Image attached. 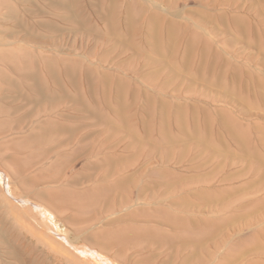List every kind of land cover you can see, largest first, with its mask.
I'll list each match as a JSON object with an SVG mask.
<instances>
[{
    "label": "rangeland",
    "instance_id": "obj_1",
    "mask_svg": "<svg viewBox=\"0 0 264 264\" xmlns=\"http://www.w3.org/2000/svg\"><path fill=\"white\" fill-rule=\"evenodd\" d=\"M51 1L57 4L56 12L50 8ZM72 1V6L82 7L80 26L64 18V5L68 0H7L14 14L6 11L0 14L3 17L0 16V29L5 31L3 41L25 48L32 45L44 46V50H61L59 56L66 61L86 63L83 69L91 75L81 79L97 84L96 92L87 99L79 100L68 90L42 97L47 110H51L55 99L53 113L42 112L23 123L21 131L7 132L6 136L0 134V264H134L138 258H144V263L148 258L147 264H181L187 259L188 264H194L195 256L205 258V264H217L227 250L241 246L243 239L264 229V160L245 158L238 143L233 144L227 135L234 121L244 124L242 129L250 127L254 137L257 136L255 129L264 128V0ZM57 14L60 45L51 43V32L38 26L39 22L53 21ZM22 20L29 25L22 27L18 24ZM84 20H87L85 25ZM105 20L108 24L117 22L119 31L105 25ZM83 26L89 28L88 33ZM156 42H160L159 46L154 44ZM197 58L199 63H213L215 71L209 70L210 74L220 71L224 75L223 81L228 82L222 84L223 89L210 81H200L205 78L202 75L201 79L195 77L188 63ZM119 63L126 64L116 71L110 69ZM226 65L232 66L228 72ZM216 77L220 79L219 72ZM62 83L66 85L65 81ZM165 96L174 98L175 103L164 104ZM32 108L30 105L29 109ZM117 114L122 117V123ZM37 120L77 124L79 133L89 139L73 145L75 150L82 145H96L99 135H108L111 141L104 152L91 151L92 154L74 163L72 159L67 160L65 169H60L59 162H54L56 157L51 155L41 164L45 170L39 177L41 183L32 186L28 180L33 172L16 171L9 157L19 153V166H22L24 156L20 147L26 146L21 145L20 140L38 131ZM0 124V132L7 130L6 124L1 121ZM150 128L154 134L148 135ZM161 132L166 134L167 140ZM212 134L216 138L207 139ZM114 136L117 141L112 140ZM192 145L198 149L187 156L163 158L165 150L187 151ZM133 146L150 154L147 161L135 162V153L129 151ZM203 147L211 150L201 149ZM260 152L264 157V148ZM103 156H113L120 163L135 162L132 166L143 169V174L139 173L143 178L156 183L168 182L167 189L174 192L175 197L189 194L186 205L197 204L194 214L201 212L214 221H222L218 214H234L221 226L227 229L225 243L220 249L210 246L211 240L221 237V231H215L208 244L188 240L166 241V244L160 239L154 252L140 256L114 247L103 250L102 245L91 241L93 234L109 226L119 214L143 207L141 195H136L119 212L104 214L99 223L89 224L82 230H78L79 216L69 218L70 211L60 213L47 207L37 195L55 196V188L74 186L82 190L88 184L92 186L94 180H90L92 183L71 180L84 172L83 166L88 161L101 163ZM164 174L167 176L163 177ZM49 179L54 183H44ZM141 179L137 177L132 181L141 184ZM246 223L252 224L243 230ZM263 238L257 235L256 244H248V247H253L252 251L264 248ZM163 244L169 245L171 251L165 252ZM197 244L209 246V252L215 251L214 257L197 250L193 253L191 249ZM180 245L185 250L182 254L179 252V259L175 260L172 253H177ZM259 254L234 257L240 258L235 264H264V253L261 252L262 257Z\"/></svg>",
    "mask_w": 264,
    "mask_h": 264
},
{
    "label": "bare ground",
    "instance_id": "obj_2",
    "mask_svg": "<svg viewBox=\"0 0 264 264\" xmlns=\"http://www.w3.org/2000/svg\"><path fill=\"white\" fill-rule=\"evenodd\" d=\"M15 2L18 3V1ZM72 3V0H68V2L65 3L64 9L66 17L64 15L63 16L70 22H74L77 26H80L82 20L79 18V15L82 12V7H74L72 6ZM96 6L99 7L98 4ZM50 8L56 12L57 4L55 1H51ZM102 10L105 11L106 6L103 7ZM0 11H2L0 14H14V11L10 8L7 0H0ZM3 11H6V13H3ZM55 12L54 14H56ZM0 16L2 17V15ZM57 16L58 14L53 19L50 18L53 21H43L38 23L39 27L51 32V38L49 36L48 37L50 42H53L54 45L57 43L59 44L57 33L60 31L59 26L56 24V21H58ZM86 21L87 20H84V25L86 24ZM18 24H22V27L29 25L24 20ZM105 25L111 27L116 32L119 31L120 26L117 22L108 24L105 20ZM125 29H129V27H125ZM83 30L86 33L89 32V28L84 27ZM3 33H5V31L2 32L0 29V116L3 117L0 121L3 124H6L9 128L7 127V130L1 131L0 134L5 135L7 132H11L12 134L15 130L21 131L23 129V123L27 122L29 118H36L37 115L42 112L53 113V109L56 107L55 99L53 98L52 100L50 106L51 110H47V105L43 104L42 97L53 95L55 91H73V94L79 100L81 98L87 99L91 97L94 92H96L97 89L95 88L97 87V84L95 85L94 82H84L81 79L91 75L90 71L83 69V67H87L86 63L76 60L68 62L65 58L59 56L61 50L59 51L56 48L48 49L45 47L48 50H44V46L41 48L39 46L31 47L32 45L29 46V48H25L23 46H19L18 44L5 42L2 40L5 35H3ZM6 38L7 37H5V39ZM49 40L48 47L51 44ZM16 41H19L18 37ZM39 43H42L41 45H43V42ZM159 43L160 42H156L154 44L159 46ZM54 45L52 47H54ZM112 52V50L108 51L109 54ZM105 54L103 56H105ZM64 60L67 63H65ZM125 64L126 63H119L110 69L116 71L118 67L122 68ZM181 64L183 65V63ZM188 64H190L189 69L194 73L196 78L201 79V75L205 77L200 81L205 83H209L210 81L212 84H216V86L221 85L219 87L221 89H223L222 84H226L228 82L223 81L224 75L220 71H217L220 74L219 80L216 77L217 72L214 74L209 73V70L211 73L212 71H215L213 63H199L197 58L193 60L192 63ZM199 64L201 65L198 66ZM215 65H218V63H215ZM231 68L232 66H227V72ZM93 69L97 71L96 66H93ZM132 72L136 75V70H133ZM63 81L66 82V85L65 83H62ZM173 99L174 98H168L165 96L163 98V103L173 104L175 103ZM30 105L33 106L32 109H29ZM203 112H206V110ZM117 118L121 123L123 122L120 115ZM236 122H233V126L227 132L229 139L233 142V144L238 143V147L244 154L245 158L252 157L258 161L264 160V157H261L260 152L261 149L264 148V128L255 129L254 131L257 133V136L254 137L250 134L252 132L250 131V127L249 129H242L244 124ZM36 127H38V129H36L38 130L37 132L33 131L20 140L22 143L21 145L26 146V148L24 146H22V148L20 147L21 151L19 150L21 155L23 154L24 156L22 159V166H19L20 163L17 157L19 156V153L17 156L13 155L12 157L11 155V157H9L10 159L12 158V164L16 171L33 172L31 180H28L30 181L29 185L32 186H35L39 182L41 183L39 177L43 172H45V170H42L44 168H42L43 165L41 164L51 155L56 157L54 162H59V168L65 169L67 160L72 159V163H74L78 159L85 158L89 153L92 154L96 151L100 153L104 152L108 142L111 141L108 135H99L98 143L96 145L92 147L91 145L89 147L87 145H82L75 150L73 145H79L81 142L89 139L87 135L79 133L80 127H78L77 124H66L62 120H59V122L56 120H45L43 122L37 120ZM152 133L154 134V131L150 128L148 135H151ZM161 133L163 139L167 140L168 138L166 134L164 132ZM209 138L215 139L216 137L212 134L211 137H209V135L207 136V139ZM16 140L18 139L16 138ZM112 140L117 141V137L114 136ZM10 143H12L11 140ZM197 149L198 147H195L194 149L193 145L187 151L178 149H174V151H172L168 149L165 150L166 153L163 154V158L177 159L180 154L187 156V154L189 155L191 152L195 150L197 151ZM201 149L211 150L208 147H203ZM129 151L135 153V162L139 161L140 163H143L142 160L147 161L146 157L150 156L148 152H144V149L137 148L136 146H133L129 149ZM133 163H120L119 160L113 156H103L101 163L94 164L93 162L91 163V161H88V163L83 166L84 172L79 173L80 175H77V177H74L71 180L75 183L77 181L80 183L81 181L85 182L94 180L95 182L92 186H90L91 184H88V187H83L82 190V187L78 189L74 186H70V188L66 189L55 188V190H53L55 196L41 193H38L37 195L47 207L50 206V208H54L60 213L68 211L73 212L74 214H70L69 212V218L73 216L72 218L77 219L79 216L77 222L81 226L78 230H82L89 224L91 225L95 222L99 223L104 214L113 213L114 211L119 212L121 208L125 207V205L130 204L133 198L135 199L136 195H141L140 197L143 201V207L131 208L129 212L119 214L111 221L109 226L100 228L93 234V236L91 235V241L94 240L99 245H102L103 250H109L114 247L119 249L120 252L126 249L140 256V254H143L144 252H154L158 247L155 245L160 239L166 244V241L179 242L185 240L191 242L206 241L208 244V239H210L215 231H221V237L216 240H211L210 246L215 245V248L218 249L225 243L228 238L226 233L227 229L225 227L222 228L221 226L229 220V217L234 216V214H228V216L218 214L222 221H214L210 218L204 217L201 212L194 214L197 209V204L186 205L189 203V194H181L180 196L178 195L175 197L174 192H170V190L167 189L168 182L163 181L156 183L148 179L146 180L139 174L142 173L143 169H140L139 166L135 168L132 166ZM49 166H52V163ZM166 176L167 175L165 174L163 175V177ZM137 177H140L142 181L141 184L132 181ZM52 180L56 181L57 178H53ZM52 180H46L44 183H54ZM71 181L68 182L71 183ZM131 188L134 189L132 190ZM151 189H153V192H149ZM156 191L157 193H155ZM208 194L209 193H207L206 196ZM202 196H205L204 192ZM53 203L57 206V208ZM221 208L228 210L227 207ZM250 224L252 223H246L243 226V230L249 229ZM226 225L228 224L226 223ZM260 227L261 226H259V228ZM263 232V228H260V230L256 231V233L253 231L254 234L252 236H248L246 239L242 240L241 246L227 250L224 257L221 258L217 264H235L236 262H240V258L234 257L240 255L252 256L254 254L257 255L258 253L261 255V252L264 253V248L262 247H258L253 251V247H248V244H250L249 246H254L256 244L257 235L262 236L263 238ZM96 239H98V241ZM166 244H163L165 252L171 251L169 245ZM208 247L209 246L204 244H197L195 249L192 248L191 251L193 253H196L195 250H197V252H204L207 256L213 258L215 251L214 253L209 252ZM177 250V253H172L175 260L179 259V252L182 254L185 247L180 245ZM142 259L144 258H138L135 260L134 264H147L148 258L145 263ZM193 260L194 264L206 263L205 258L202 259L199 256H195ZM187 261L188 259L181 261V264H188Z\"/></svg>",
    "mask_w": 264,
    "mask_h": 264
}]
</instances>
